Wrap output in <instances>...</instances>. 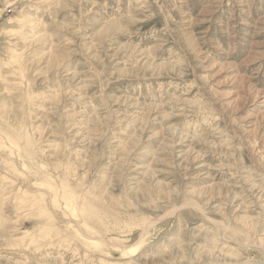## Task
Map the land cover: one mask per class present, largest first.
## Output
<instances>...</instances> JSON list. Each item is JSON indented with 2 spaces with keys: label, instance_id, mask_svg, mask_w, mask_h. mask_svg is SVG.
<instances>
[{
  "label": "rangeland",
  "instance_id": "374dc122",
  "mask_svg": "<svg viewBox=\"0 0 264 264\" xmlns=\"http://www.w3.org/2000/svg\"><path fill=\"white\" fill-rule=\"evenodd\" d=\"M0 264H264V0H0Z\"/></svg>",
  "mask_w": 264,
  "mask_h": 264
}]
</instances>
